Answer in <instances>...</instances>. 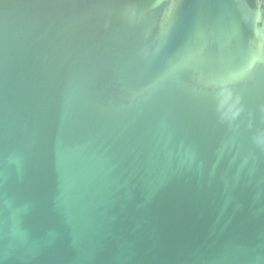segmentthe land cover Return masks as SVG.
I'll return each instance as SVG.
<instances>
[{"label": "water", "instance_id": "obj_1", "mask_svg": "<svg viewBox=\"0 0 264 264\" xmlns=\"http://www.w3.org/2000/svg\"><path fill=\"white\" fill-rule=\"evenodd\" d=\"M0 264H264V0H0Z\"/></svg>", "mask_w": 264, "mask_h": 264}]
</instances>
